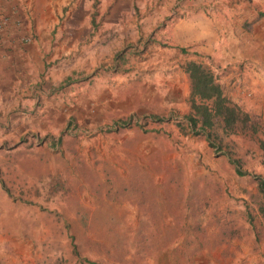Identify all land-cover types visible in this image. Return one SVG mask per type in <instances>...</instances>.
Returning <instances> with one entry per match:
<instances>
[{"label":"rangeland","instance_id":"1","mask_svg":"<svg viewBox=\"0 0 264 264\" xmlns=\"http://www.w3.org/2000/svg\"><path fill=\"white\" fill-rule=\"evenodd\" d=\"M183 1L194 2L197 7L209 3L212 6L226 2L236 4L242 0ZM246 1L248 5L264 2ZM107 6L99 5L98 15L111 16L114 12L117 15L118 24L112 28L114 32L110 31L115 40V55L94 64L92 74L88 69V72L83 69L81 74L75 72L78 75L74 78L85 77L81 82L69 80L64 85L67 80L55 79L49 86L37 83L27 95L20 93L15 115L0 121V264H41L43 261L45 264H73V259L68 262L70 248L66 234L69 231L55 230L58 215L61 219H73L72 229L78 234L75 240L79 243L83 242V238L79 240L81 231L99 242L92 247L82 243L81 252L107 264L263 263L264 234L256 237L255 230L250 228L244 204L249 197L234 170L219 156L222 150L211 147L204 138L184 134L170 121L188 109L186 95L190 84L187 77V91L184 85L179 90L169 91L164 69L147 66L142 73L138 72L141 61L148 58L151 65L157 60L159 49L175 47L172 23L181 9L173 5L159 18L154 10L117 6L107 10ZM160 54L161 61L165 60L167 55ZM56 69L58 67L52 69L53 79L61 76ZM169 93L174 95V100H167ZM166 95L168 97L164 98ZM25 100L29 105L21 104ZM26 108L31 113L21 115L20 111ZM152 112L165 119L145 127L162 129L168 136L155 139L140 131V126L120 123L125 119L135 122ZM234 140L241 148L250 149V154L254 153L251 171L264 175L255 139L247 134H236ZM136 163L154 176L159 187L164 177L176 169L181 173L175 180L185 193H189L195 176H206V173L210 180L227 184L229 194L216 201L220 209L234 210L232 215L238 222L241 235L231 239L233 253L224 255L222 250L226 244L222 243L202 248L191 258L175 263L172 246L168 245L179 243L182 235L172 238L175 242L168 244L166 250L138 252L139 245L129 243L132 239L129 230L138 226L139 208L126 199L97 195L83 176L86 167L102 179L116 175L128 177L130 167ZM56 181L60 188L50 194ZM247 186L256 189L254 184ZM159 191L164 192L161 188ZM162 212L165 221L162 231L170 234L173 216L164 207ZM82 214L94 222L86 227L79 219ZM208 217L211 218L210 213L204 214L203 220ZM58 223L61 225V221Z\"/></svg>","mask_w":264,"mask_h":264},{"label":"crops","instance_id":"2","mask_svg":"<svg viewBox=\"0 0 264 264\" xmlns=\"http://www.w3.org/2000/svg\"><path fill=\"white\" fill-rule=\"evenodd\" d=\"M13 3L19 6L17 12L11 8ZM102 3L108 5L107 10L113 6L154 10L159 18L165 9L178 5L181 14L172 23L175 47L159 49L151 65L148 58L141 61L138 72L147 66L159 67L165 71L169 91L182 85L187 91L182 64L188 59L212 63L229 94L252 112L264 115V15H258L264 2L248 5L242 0L196 7V3L183 0H0V14L14 19L16 13L32 39L20 43L8 29L0 34V121L15 115L20 93L27 95L37 83L49 86L55 79L67 80L64 85L69 80L81 82L85 77L74 78L75 72L81 74L84 69L92 74L94 64L115 55L110 31L118 24L117 15L99 16ZM159 52L167 55L165 60L161 61ZM53 67L61 72L58 78L52 77ZM167 95V100L175 99ZM21 104L27 106L29 101ZM30 113L28 108L20 111L21 115Z\"/></svg>","mask_w":264,"mask_h":264},{"label":"trees","instance_id":"3","mask_svg":"<svg viewBox=\"0 0 264 264\" xmlns=\"http://www.w3.org/2000/svg\"><path fill=\"white\" fill-rule=\"evenodd\" d=\"M258 15L263 16L264 10H260ZM183 70L190 84V91L186 95L188 109L182 116L174 117L170 121L184 134L204 138L211 147L222 150L219 156L234 170L237 179L241 181L242 190L249 197V200L248 198L244 200L246 217L250 228H253L256 237H259L264 234V175L251 171L254 153L250 154L248 148H241L234 140V136L247 134L254 138L260 151L258 155L260 163L264 164V115L256 114L239 104L229 94L227 85L209 62L188 59L183 63ZM164 119L157 112H152L142 116L140 121L131 122L125 119L120 123L125 125L127 122L130 126H140V131L156 139L161 135L168 136V132L145 125L159 123ZM121 125L119 124V127H122ZM180 173V169L169 173L159 187L154 176L137 163L130 167L128 177L116 175L115 178L107 176L106 179H102L90 168L85 167L83 170L85 180L97 195L126 199L139 208L138 226L129 230L131 231L129 238H132L129 243L138 244V252L147 254L166 250L168 244L175 242L172 238L182 235L179 243L168 245L172 246V261L175 263L191 258L202 248H212L222 243L226 244L222 250L224 255L233 253L230 250L231 239L241 235L238 222L232 215L234 210L226 208L224 211L219 208L216 201L229 194L228 185L210 180L206 173V176H195L189 193H185L175 180L179 178ZM58 184L57 181L53 183L50 194L60 188ZM249 184H254L256 189H249L247 186ZM160 188L163 189V194L160 193ZM163 207L173 216L169 225L171 238L169 232L165 234L162 231L165 225ZM206 213H210L211 218L208 217L209 219L204 221L203 216ZM56 217L58 221L55 223V230L64 232L66 229L70 232L67 231L66 234L70 248L68 262L73 259V264H107L99 258L81 252L82 243L92 247L99 242H95L81 231L82 236L79 235V240L83 238L81 240L83 242L79 243L75 240L78 234L72 229L73 219L66 217L61 219L59 215ZM79 219L86 227L94 222V219L91 221L86 214L79 216ZM212 224L214 227L210 229ZM75 255L79 258L77 259ZM44 262L41 264H45Z\"/></svg>","mask_w":264,"mask_h":264},{"label":"built area","instance_id":"4","mask_svg":"<svg viewBox=\"0 0 264 264\" xmlns=\"http://www.w3.org/2000/svg\"><path fill=\"white\" fill-rule=\"evenodd\" d=\"M12 10H17L19 9L18 4L13 3L11 6ZM24 23L22 19L16 15L15 13V18H9V16L5 14H0V34L3 31H6L7 29L9 30V33L12 32L15 34L16 39H18L19 42L21 43H29L31 41V37L28 33H25L23 30Z\"/></svg>","mask_w":264,"mask_h":264}]
</instances>
